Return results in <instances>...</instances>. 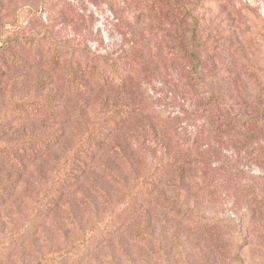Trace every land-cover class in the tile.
I'll return each instance as SVG.
<instances>
[{
    "label": "rangeland",
    "instance_id": "rangeland-1",
    "mask_svg": "<svg viewBox=\"0 0 264 264\" xmlns=\"http://www.w3.org/2000/svg\"><path fill=\"white\" fill-rule=\"evenodd\" d=\"M4 26L0 130L44 144L13 167L0 151V231L33 219L82 142L93 154L4 264H264V0H0ZM85 47L74 90L62 66Z\"/></svg>",
    "mask_w": 264,
    "mask_h": 264
},
{
    "label": "trees",
    "instance_id": "trees-1",
    "mask_svg": "<svg viewBox=\"0 0 264 264\" xmlns=\"http://www.w3.org/2000/svg\"><path fill=\"white\" fill-rule=\"evenodd\" d=\"M19 29L17 28H7L2 27L0 29V71L2 69H7L11 63H16V60H11L10 57H8V54L11 51L12 44H15L18 42L19 38L15 31ZM62 47V45H61ZM80 51L77 55L78 58H76L75 61L70 60L69 62H64V65L62 66L63 72H64V81L66 85L68 84L69 87H72L74 90L79 89H87V80L84 78V75L89 72V64H91V60L89 58L90 52L85 47L83 49L76 48V51ZM187 54H189L192 58L196 60V63L198 66H202V60L198 56L197 52L193 49H187L185 51ZM60 57L57 54V60L60 59ZM61 60V59H60ZM57 62V66H58ZM19 99L17 105V110L21 113H24L25 115L29 114V109L25 106V103L22 102ZM224 105H220V107L223 108ZM9 106H6L4 109H0V126L3 121H5L7 118L11 120L13 123L15 121L14 113L9 112L8 109ZM122 109V113L130 112L129 106L123 105L120 107ZM13 112H15L16 108L12 109ZM229 111V110H228ZM104 122V121H103ZM11 124V123H10ZM107 123L104 125H101L99 128L98 135L102 137L103 132L106 130V133L109 131V128H107ZM10 130V127L8 125H2V130H0V151H4L5 153L9 152L11 153L9 155V164L10 166L20 165L22 161V154H25L26 152L30 151L32 152V155H36L40 147L44 144L43 141V135H34L31 137H13L12 135H6L8 134ZM103 138V137H102ZM100 141L98 143H94V146L97 148H102V139H99ZM30 143V144H27ZM29 145V147H27ZM76 154L73 153L70 158H68L67 162L64 164L63 168L59 171L58 175V181H57V188L58 184H63L67 182L69 186L71 187L78 179L84 174L85 168L87 166V162L84 163L82 159L91 160L92 158V151L88 152L89 148L85 147V144L82 142L81 145L78 146ZM148 177V176H147ZM146 177V179H147ZM113 178L115 179H121V177L117 174H113ZM145 179V180H146ZM54 186L53 189L48 190L40 199H39V206L37 213H35L33 216V219L30 222L22 224L20 227H18L15 231H9L8 233H5L4 230L0 231V264L5 263V257L10 253V251H13L15 247L22 246L24 240L30 236L33 235L40 224L41 218L44 214L41 215L42 211L48 210L50 211L51 206L54 205L53 199L58 195L59 190ZM6 185L5 183H0V203L3 202V194H6ZM104 191V190H102ZM130 204V203H128ZM130 206V205H129ZM111 218L114 217L112 220H116L117 217L115 213L110 214ZM109 218V219H111ZM55 256H51L48 258L43 259L39 264H48L52 263L54 261H57V254H54Z\"/></svg>",
    "mask_w": 264,
    "mask_h": 264
}]
</instances>
